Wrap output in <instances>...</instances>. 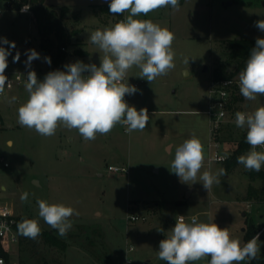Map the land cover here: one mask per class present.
<instances>
[{
    "label": "rangeland",
    "instance_id": "rangeland-1",
    "mask_svg": "<svg viewBox=\"0 0 264 264\" xmlns=\"http://www.w3.org/2000/svg\"><path fill=\"white\" fill-rule=\"evenodd\" d=\"M110 2L46 0V5L58 10L67 5V29L80 30L67 45L64 71L65 65L76 61L99 66L103 53L89 42L90 33L111 27L128 15L117 16L100 8ZM0 10V38L16 45L12 49L0 44L11 52L5 71L26 69L28 50L34 49L39 54L35 66L45 77L51 63L40 49L33 12H21L7 0H0ZM136 19L152 20L175 35V68L167 75L150 83L140 77L138 67L127 74L126 83L139 85L135 94L125 96L126 102L137 110H148L149 121L143 131L126 134L125 127L117 125L109 134L86 141L77 130L61 126L55 135L45 137L17 122V109L28 99L27 91L6 94L0 101V205L8 203L18 215L37 220L41 231L53 229L38 215L39 199L70 206L79 213L70 217L72 227L61 236L67 240L66 249L48 244L42 235L23 242L19 235L7 252L16 264H41L43 259L51 264H166L158 257L159 242L170 235L181 215L187 222L197 216L200 222L227 228L242 245L247 242L246 233L258 229V254L264 251V202L245 199L248 186L260 187V179L252 180L239 164L226 170L219 177L220 183L207 191L199 174L197 182L189 185L171 171L176 147L193 134L204 151L200 174L225 169L223 162L210 160L214 148L210 146L211 117L206 112L211 103L209 85L217 67L237 82L240 97L233 102L232 92L231 106L217 133L220 154H232L242 138V130L234 122L235 113L264 106V96L249 101L240 94L239 72L243 69L229 58L224 45L233 38H264V32L255 27L256 21L264 19V0H185L178 9L161 8ZM75 48L89 53L77 55ZM17 52L20 59L13 62ZM109 165H125L128 172L111 171ZM24 192L29 193L26 202L20 199ZM131 215L141 218L132 220ZM209 260L207 257L194 264Z\"/></svg>",
    "mask_w": 264,
    "mask_h": 264
},
{
    "label": "clouds",
    "instance_id": "clouds-1",
    "mask_svg": "<svg viewBox=\"0 0 264 264\" xmlns=\"http://www.w3.org/2000/svg\"><path fill=\"white\" fill-rule=\"evenodd\" d=\"M167 7L178 9L180 0H111V14L128 15L111 27L90 33L89 42L103 53L99 66L76 61L65 65L66 71L48 72L42 81L35 71H29L25 83L28 99L17 109L18 124L45 137L55 135L58 127L63 126L77 130L86 141L109 134L117 125L124 126L126 134L143 131L149 121L148 110L137 111L126 102L125 96L135 94L138 89L125 83V78L133 67H138L140 77L150 83L173 70L175 35L152 20L136 17ZM28 8L25 5L21 11L26 12ZM255 27L264 32V19L256 21ZM0 44L16 47L15 42L6 38H0ZM10 54L9 49L0 46V93L6 86H12L5 75ZM38 58L34 49L28 50L26 64L30 66ZM19 59L17 52L13 62ZM45 60L51 63L50 58ZM239 91L249 101L264 96V38H256L245 67L239 72ZM234 122L246 132L249 145V151L238 156L237 163L248 171L260 172L264 166V151L257 149H264V106L252 112L237 111ZM203 162L202 143L193 134L176 147L171 171L189 185L197 182L199 174V181L209 191L214 183H220L219 177L225 175L226 170L221 168L216 174L206 170L200 174ZM28 196L29 193L24 192L21 201L26 202ZM37 204L39 217L60 236H65L72 227L70 217L79 214L64 204H50L43 199L37 200ZM17 231L33 240L41 235L35 219L22 220L17 224ZM258 241L259 234L242 245L239 239L231 237L227 228L214 222H200L197 216L187 222L184 216H178L170 235L159 242L158 257L166 264H194L207 257H210L208 264H242L257 257L261 250Z\"/></svg>",
    "mask_w": 264,
    "mask_h": 264
},
{
    "label": "trees",
    "instance_id": "trees-1",
    "mask_svg": "<svg viewBox=\"0 0 264 264\" xmlns=\"http://www.w3.org/2000/svg\"><path fill=\"white\" fill-rule=\"evenodd\" d=\"M11 6L20 9L23 4H29L31 11L33 12V17L36 20L38 32L40 34V49L42 53L51 59L50 70H61L64 71V64L69 52L66 50L67 45L72 44L73 36L79 32V29L68 30L65 24V16L69 12L70 8L67 5H63L60 10L55 7H50L46 5V0H7ZM185 0H180L182 4ZM100 8L104 12L109 11V4L100 5ZM256 38H233L224 41L225 49L228 50V56L231 60L236 61L238 69H243L247 58L250 55L251 49L255 46ZM36 51V50H35ZM74 53L80 56L88 55V51L82 48H75ZM231 75L227 74V71L223 68L217 67L213 74V80L226 79ZM237 86L233 91V102L239 100V96L236 94ZM231 102V100H230ZM229 102V108H230ZM0 121L3 122V116L0 112ZM218 140L220 137L217 134ZM249 151V145L246 142V132L242 130V138L238 141L237 147L234 149L233 153L223 162L224 168L227 171H231L239 164L237 163V157L245 154ZM247 173L252 180L260 179L262 185L256 187L252 184L248 186L245 199L256 200L264 202V166L261 168L260 172L248 171ZM24 219H33L30 216L18 215V222ZM17 228V226H16ZM258 229H253L246 233V241L250 240L257 233ZM20 235V234H19ZM45 242L53 246L66 249L68 247L67 240L62 238L56 233V231L47 229L41 231ZM21 236V235H20ZM22 242L32 241L33 239L25 238L21 236ZM7 256V253H5ZM8 257V256H7ZM19 264H36L30 261H20ZM41 264H51L47 259H43ZM62 264V263H59ZM245 264H264V251L257 255V257L251 261H246Z\"/></svg>",
    "mask_w": 264,
    "mask_h": 264
},
{
    "label": "built area",
    "instance_id": "built-area-1",
    "mask_svg": "<svg viewBox=\"0 0 264 264\" xmlns=\"http://www.w3.org/2000/svg\"><path fill=\"white\" fill-rule=\"evenodd\" d=\"M25 5L29 6L26 12H30L31 7L29 4H23L20 8V11ZM1 12L2 10H0V13ZM122 19L124 18H121L120 20ZM29 71H35L39 80L42 81L44 79V72L32 65L23 70L5 71V75L8 77V81H11L12 86L11 88L6 86L4 92L0 93V101L4 99L6 94L15 91H26L25 83L27 79V73ZM236 84L237 82L232 78H226L221 80H212L209 85V95L211 103L210 108L206 112L211 117L212 137L210 146L214 148L213 153L210 157L211 161L224 162L230 156V154L223 155L218 152L220 140H218L217 138V133L221 128L222 122L227 116L229 102L231 100L232 92L237 86ZM138 85L139 83H134V86ZM1 123L2 122L0 121V125ZM257 150L264 151V149ZM4 165L8 166V162H4ZM108 168L109 170L114 172H128V168L125 165H109ZM130 217L132 220L141 218V216L139 215H131ZM184 218L186 220V217ZM17 222L18 214L16 213L14 207L9 205L8 203H3L2 205H0V262H2V264H16L14 261L10 260L5 255V253L10 252L12 245L16 244L19 239V233L16 228ZM130 249H133V247L131 246Z\"/></svg>",
    "mask_w": 264,
    "mask_h": 264
},
{
    "label": "crops",
    "instance_id": "crops-1",
    "mask_svg": "<svg viewBox=\"0 0 264 264\" xmlns=\"http://www.w3.org/2000/svg\"><path fill=\"white\" fill-rule=\"evenodd\" d=\"M228 5V4H227ZM43 55H45L44 53H42ZM37 59H35V60H33L32 62H31V64H30V66L32 65V66H35V61H36ZM27 67H29V65L27 66ZM36 67V66H35Z\"/></svg>",
    "mask_w": 264,
    "mask_h": 264
},
{
    "label": "water",
    "instance_id": "water-1",
    "mask_svg": "<svg viewBox=\"0 0 264 264\" xmlns=\"http://www.w3.org/2000/svg\"><path fill=\"white\" fill-rule=\"evenodd\" d=\"M232 2L230 1L228 4H231Z\"/></svg>",
    "mask_w": 264,
    "mask_h": 264
}]
</instances>
